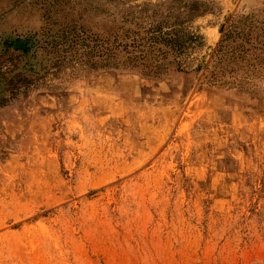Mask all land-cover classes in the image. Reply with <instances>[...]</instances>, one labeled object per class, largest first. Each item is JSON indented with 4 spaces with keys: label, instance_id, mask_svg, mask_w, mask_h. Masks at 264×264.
Returning a JSON list of instances; mask_svg holds the SVG:
<instances>
[{
    "label": "rangeland",
    "instance_id": "374dc122",
    "mask_svg": "<svg viewBox=\"0 0 264 264\" xmlns=\"http://www.w3.org/2000/svg\"><path fill=\"white\" fill-rule=\"evenodd\" d=\"M0 264H264V0H0Z\"/></svg>",
    "mask_w": 264,
    "mask_h": 264
}]
</instances>
